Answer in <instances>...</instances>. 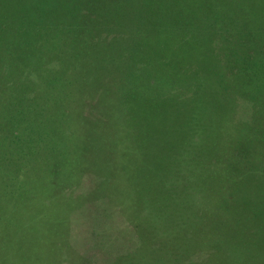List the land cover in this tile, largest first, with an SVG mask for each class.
Returning <instances> with one entry per match:
<instances>
[{"label":"rangeland","instance_id":"1","mask_svg":"<svg viewBox=\"0 0 264 264\" xmlns=\"http://www.w3.org/2000/svg\"><path fill=\"white\" fill-rule=\"evenodd\" d=\"M179 1L201 15L198 34L200 19L190 11L177 17L165 1L0 0V21L9 22L0 31V136L14 128L23 134L25 127L37 138L48 136L54 153L62 150L82 158L88 152L97 165L100 162L103 172L99 166L97 173L108 175L101 191L97 173L87 177V186L97 187L96 193L86 188L81 196L93 199L72 213L11 197L38 242L48 247L72 233L79 253L68 263L62 253L54 256V249L49 250L51 264H166V258L172 264H215L217 249L223 255L220 264H244L239 250L244 241L226 236L224 230L241 236L256 226L264 229V17H249L248 25L258 31L254 35L252 28L245 33L248 26L243 22L249 8L264 12V2ZM63 19L71 22L67 28L60 26ZM142 28L155 30L147 35L162 52H153L154 60L170 65L172 76L163 81L181 92L182 100L134 112L128 101L116 99V90L124 92L140 76L161 80L154 69H142L146 55L136 59L128 52L135 40L146 38ZM168 33L171 40L164 39ZM129 36L132 39L125 41ZM57 38L64 47L75 46L81 64H91L83 73L92 89L82 87L79 100L98 89L101 99L58 112L21 100L20 85L7 83L13 78L12 66L32 70L42 64L49 72L56 63L44 61L40 48L47 45L48 53L62 48ZM62 115L68 122L59 121ZM135 147L140 166L135 174L141 206L138 228L119 213L117 219L115 207L122 202L127 212L132 210L127 207L134 194L129 195L130 173L115 169L119 161L130 171ZM21 148L24 152L32 145H0V155L10 150L15 157ZM213 175L217 181L232 175L219 182L227 188L224 197L213 194ZM226 209L235 217L223 215ZM214 225L225 235L203 241L198 228L210 237ZM246 251L254 253L246 264H264V247Z\"/></svg>","mask_w":264,"mask_h":264},{"label":"trees","instance_id":"2","mask_svg":"<svg viewBox=\"0 0 264 264\" xmlns=\"http://www.w3.org/2000/svg\"><path fill=\"white\" fill-rule=\"evenodd\" d=\"M154 1H165V3L169 4L170 8L174 9L173 13L175 12L177 17L182 16L185 11L192 12L198 20L200 19L199 24H196L197 26L195 29H197V33L195 32V34H198V31H201L203 25L202 17L197 11L192 10L189 6H186L179 0ZM216 1L217 4L222 3L220 0ZM168 11L170 13L172 12L170 10ZM245 15L246 17L243 19V22L248 26V30L245 32L247 33L251 28L252 30L255 28L252 27L254 25H248L250 21L249 17L255 15L258 20H262L264 12L249 8L248 11L246 10ZM6 21L7 20L5 19L0 21V31L6 29V25L9 24V22ZM69 22L68 19H63L60 23L61 28H67ZM73 30L75 31V27ZM142 30L148 33L144 34L146 35V38L138 39L137 41L135 40L131 47H129L128 52L135 58L138 55L140 56V53L146 55L147 63L144 64V68L142 69H146V71L154 69L161 80H155L154 78L147 79L144 76H140L133 84L128 85L124 92L116 90L114 85L113 88L116 90V99L119 100L121 104L128 101V103L133 106L134 112L151 107H158L159 105L163 106L166 101L172 99L182 100V93L178 92L175 87L168 85L166 81H163L172 76L170 65H168L167 62L159 63L154 60L153 52H159V50L150 42L147 35H151L155 30L148 31L145 28H142ZM257 32L258 31L253 30V35ZM156 34L160 35L159 30ZM75 35L76 37L74 39H77L79 34L77 33ZM66 36H70V34H67ZM174 37H176V35ZM170 38H173L171 33L166 34L164 37V39L167 40H171ZM68 39H70V37H68ZM117 39H119V37ZM130 39H132V36H129V39H125V41ZM57 41L62 48L58 47L54 49L52 53H48L50 48L47 45L40 48V50L43 51L40 55L44 61L56 63L51 64V67H48L49 72H47V66L42 64L35 65V68L32 70L26 69L25 67L12 66L9 71L12 73L13 78L10 77L7 80V83H9V85H20L22 90L21 100L30 101L35 105L48 106L58 112H67L65 110L69 111L75 109L79 105H84L86 107L88 104H92L97 97L100 98L101 90L98 89L97 91L94 90L93 92L87 93L81 100H79L82 87L87 86L86 88H91L89 82L90 78H84L85 75L83 72L86 65L80 63L78 59L81 58L79 54L80 52L75 46L64 47V45H66L64 42H61L59 38H57ZM42 45L43 43H41V46ZM239 45L244 47L241 44ZM135 48L136 50H134ZM66 57H72L68 64L64 62ZM90 57L96 58L94 54H91ZM47 58L48 60H46ZM22 59L24 60V58ZM90 66L91 64L87 65V69ZM99 68L100 67L97 66L94 70ZM135 71L140 72L141 69L137 68ZM40 92H43L44 94H40ZM260 118L263 119L264 115H260ZM67 120L68 116L62 115V118H60L59 121L68 122ZM23 130V134H20L19 129L14 128L8 135L2 133L0 136V145L5 148L9 146V144L11 145L16 142L32 145L31 149L24 152H22L24 149L21 148L15 157L10 150H4L2 151L3 154L0 155V264H51L46 256L51 254L49 250L52 249H54V253H52L54 256L62 253L63 262L66 259L69 263L68 258L72 254L79 253L73 246L72 233L68 236L60 237L54 244L48 247L38 242L34 237V234L28 228L25 219L15 208L11 197L14 195L22 197L35 205L45 206L52 211L68 210V213H72L81 208L80 206H84L85 203L93 199L91 196H86L85 194L81 196V193H83L86 188L89 193H96L97 187H99V191L103 190L108 175H100L97 173L99 172V166L101 172H103V169L100 162L97 165L88 152H86L82 158L79 157V154L62 150L54 153L55 150H53L47 143L49 140L48 136L44 135L43 137L37 138L36 135H31L25 127H23ZM262 133L264 134V130ZM77 148L80 147L77 146ZM138 153L139 151L135 147L131 153L130 171L127 167L119 163V161L117 163V169H115L116 173H130L132 188L129 191V195H131L134 190L133 203L127 205L129 209H132L130 212L126 211L122 202L115 203V207L117 208V219L118 213L122 217L126 216V220L131 222L130 225H133L135 228H138L141 222L136 217L137 213H139L138 210L141 209L139 200L136 198L140 197L137 177L135 175L140 169L137 158ZM2 160L5 161V163L2 164ZM105 167L111 169L112 165L107 163L105 164ZM113 170L114 169L112 168V171ZM95 174L99 176L98 179H95V182H98L99 185L97 187L92 186V188H89L87 185L91 181H89L87 177L90 175L95 176ZM231 176L232 175H225L217 181L215 175H213V194H215L216 197H224L227 188L226 186L220 187L219 182H225L228 178H231ZM36 198L41 201H36ZM222 214L229 215L227 217H235L230 209L224 210ZM112 215L113 212H110L109 210L108 216L113 220ZM242 215L239 214L238 217H241ZM65 224H68L71 230V221H67ZM198 231L200 232L202 239H204L203 241H213V235L216 237L225 235L220 229H215V225L213 226L210 237H207L202 233L200 227L198 228ZM263 231V228L256 226L251 232L242 234L241 236L239 232L238 235L236 233L237 231L232 229H225L224 233H226V236H232V239H238L240 241L239 243L244 241L243 246L239 250L240 252H243L244 264H246L250 260L249 257L254 254L247 253L246 249H258L259 247H264ZM246 243L252 245L246 246ZM166 253L169 256V252ZM220 253H222V251ZM220 253L217 249L218 256L215 257V264L223 262V255L219 256ZM80 256L82 257V255ZM262 258L264 259V257ZM178 261L180 264H183L182 260ZM165 262L166 264L173 263L168 260V258L165 259Z\"/></svg>","mask_w":264,"mask_h":264}]
</instances>
